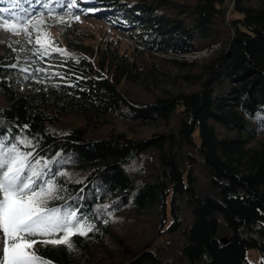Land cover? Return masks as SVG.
<instances>
[{
	"label": "trees",
	"instance_id": "1",
	"mask_svg": "<svg viewBox=\"0 0 264 264\" xmlns=\"http://www.w3.org/2000/svg\"><path fill=\"white\" fill-rule=\"evenodd\" d=\"M14 3L0 0V30L14 22L4 19L11 17ZM231 3L233 15L228 17ZM78 4L95 11L75 21L57 9L65 17L61 23L47 14L40 0H24V9L35 10L37 19L46 21L43 31H60V38L52 41L61 51L53 50L41 60L32 54L27 66L20 49L0 38V121L28 124L39 154L52 157L63 150V157L73 158L61 170L70 173L73 181L66 185L68 193H78L82 185L76 180L88 185L85 212L106 203H112L107 211L121 205L140 210L157 207L158 225L170 217L166 235L179 233L183 239L182 264H255L248 258L250 249L259 250L264 264V0H196L194 4L78 0ZM40 12L45 15L40 17ZM89 19L104 20L125 32L134 47L123 48L109 39L87 44L91 37L81 20ZM211 45L220 48L210 58L167 60L172 71L164 74L155 62L157 51L187 53ZM16 63L30 70L51 66L48 77H37L46 83L25 79V74L9 67ZM54 73L66 78L60 80ZM163 75L181 77L193 89L178 94L166 90L167 96H156L151 103L133 100L125 90L126 83L148 86L159 83ZM68 114L81 117L84 125L60 127ZM174 117L177 128L171 125ZM118 120L166 125L170 130L136 140L117 127ZM90 123L107 128L105 135L89 137ZM183 144L191 148L186 157ZM151 148L157 150L160 172L154 179L133 181L127 166ZM194 153L207 169L209 192L201 193L191 171ZM186 161L192 165L188 167ZM97 185L108 190L99 200L89 196ZM181 201L190 215L186 225L180 218ZM100 215L98 231L88 238H73L76 251L39 243L35 250L51 264H72L76 257H87L91 247H103L111 234L109 215ZM225 236L227 245L221 242ZM125 250L130 257L118 264L159 261L148 246Z\"/></svg>",
	"mask_w": 264,
	"mask_h": 264
},
{
	"label": "snow or ice",
	"instance_id": "2",
	"mask_svg": "<svg viewBox=\"0 0 264 264\" xmlns=\"http://www.w3.org/2000/svg\"><path fill=\"white\" fill-rule=\"evenodd\" d=\"M23 2L16 0L13 4L11 17L4 19L14 22L6 24V28L15 35L21 32L26 35L28 45L35 49L32 54L37 60L51 56L53 50L60 52L61 49L56 48L50 39V33L43 31L46 21L37 19L35 10L29 12L24 9ZM40 2L47 14L57 16L61 23L65 22V17L57 9L66 11L75 21H79L81 15L95 11L81 9L78 0ZM44 15V12L39 13L40 17ZM33 32L36 33L35 37ZM9 67L25 74V79L32 78L36 83H46V79L37 77L40 74L48 77L51 66L32 67L30 70L20 68L16 63ZM54 75L60 80L66 78L59 76V73ZM36 139L30 134L28 124L12 126L0 121V264H51L35 250L37 243L44 247L63 246L72 253L76 251L73 238H88L90 233L98 231L96 221L101 219L100 213L112 207V203L94 205V210L85 212L84 202L89 197L84 193L88 185L82 180H76L74 183L82 185L78 193H68L66 185L73 181L66 171L61 170L73 158L63 157V150L52 157L39 154L36 151ZM102 188L97 185L89 196L99 200L102 194L107 195L108 192L107 189L102 191ZM103 223L107 225L108 221L103 220Z\"/></svg>",
	"mask_w": 264,
	"mask_h": 264
},
{
	"label": "rangeland",
	"instance_id": "3",
	"mask_svg": "<svg viewBox=\"0 0 264 264\" xmlns=\"http://www.w3.org/2000/svg\"><path fill=\"white\" fill-rule=\"evenodd\" d=\"M169 1L190 4L196 2V0ZM232 8L233 5L231 3L229 5V11H227L228 17L233 15L231 11ZM81 26L88 31L91 37V39L86 41L87 44L98 45L109 39L110 41L113 40L114 42H119L123 48L134 47L135 45L132 42L133 39L129 38L125 32L112 27L110 24L104 22V20H81ZM45 32L50 33L51 40L60 38V31L57 29L48 28ZM0 38L20 49L24 65H31V59L33 58L31 53L32 47L28 45L27 40L22 34L15 35L5 28L0 30ZM219 48V45L197 47L195 50H191L187 53H161L160 51H157L154 52V56L156 57L155 62L159 65V70L164 74L168 71H172L170 70L171 66L167 60L202 61L217 53ZM178 73H182V71ZM158 82L159 83L149 82L151 84H148V86L143 85V83L130 82L125 84V90L133 100L141 101L143 103H151L156 96H167L165 93L166 90L171 91L173 94H178L181 90L190 91L193 89V87L188 85L183 78L177 76L166 78L165 75H163L160 76ZM177 122L178 117H174L171 125L174 128H177ZM69 125H84V122L81 117L68 114L63 121L60 122V127H68ZM96 125L97 124L94 123L87 125L89 137L99 138L105 135L107 128L100 129ZM117 127L126 131L130 138L136 140L148 138L155 132L170 130V126H156L151 123H139L131 120H118ZM188 150L191 151V148H189L187 144H183V157H186ZM194 155L196 157L194 159L196 163L193 164L195 166L191 168V171L196 179H198V188L201 193L209 192V178L207 175V169L204 167L205 164L196 153H194ZM186 165L190 167L192 164L186 161ZM127 170L129 176L135 182L156 178L160 172L157 150L151 148L148 151L143 152L132 164L127 166ZM116 210L106 211V214H108L111 219L112 227L110 236L106 237L103 242L104 246L99 248L91 247L88 251L87 257H76L73 259L72 264H118L130 257L125 250L126 247H129L130 250L139 251L145 246H148L156 253L159 260L157 264H182L183 257L180 246L183 239L181 235L179 233L166 235L165 230L167 229L170 217H167V223H161L158 225V223L161 222V211H158L157 207L140 210L135 206L121 205ZM179 210L181 214L180 218L184 222L183 225H186V223L190 221V215L184 207V201L180 202ZM163 229L165 232L160 233L159 231ZM0 236H2V234H0ZM0 255H2V247H0ZM248 258L251 262L260 264L261 255L259 250H248Z\"/></svg>",
	"mask_w": 264,
	"mask_h": 264
},
{
	"label": "water",
	"instance_id": "4",
	"mask_svg": "<svg viewBox=\"0 0 264 264\" xmlns=\"http://www.w3.org/2000/svg\"><path fill=\"white\" fill-rule=\"evenodd\" d=\"M221 242H222L224 245H227L228 242H229L228 237H226V236H225V237H222Z\"/></svg>",
	"mask_w": 264,
	"mask_h": 264
}]
</instances>
